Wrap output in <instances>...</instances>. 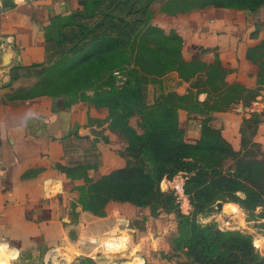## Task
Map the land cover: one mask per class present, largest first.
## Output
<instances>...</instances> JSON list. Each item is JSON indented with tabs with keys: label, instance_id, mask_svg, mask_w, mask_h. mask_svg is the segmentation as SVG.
Segmentation results:
<instances>
[{
	"label": "crops",
	"instance_id": "1",
	"mask_svg": "<svg viewBox=\"0 0 264 264\" xmlns=\"http://www.w3.org/2000/svg\"><path fill=\"white\" fill-rule=\"evenodd\" d=\"M84 1L0 0V92L11 87L8 95H0L1 264L28 250L47 251V260L67 264L57 247L80 244L84 248L77 250L87 254L96 247L102 250L104 238L122 235L127 238L125 251L134 248L137 254L131 256V264H162L159 251L170 249V232L154 227V216L146 206L109 201L105 214H95L75 203L69 190L71 177L64 166L123 162L121 153L128 139L117 128L91 123L94 108L79 96L13 94L31 84L14 85L21 71L34 72L54 59L47 36L53 21L83 11ZM147 8L153 12L154 24L178 34L186 58L205 66L219 65L224 85L243 87L227 105L231 108L227 113L233 114L236 123L257 118L253 139L264 153V2L247 7L208 0H150ZM97 12L96 8L87 20L96 18ZM205 78V71L184 77L177 69L167 70L145 84V97L148 85L153 87L150 100H145L152 103L161 93L191 90L204 102L210 98ZM235 106L239 110L233 111ZM178 113L188 136L197 137L202 114L197 110ZM221 132L238 144V129L229 134L222 128ZM134 217L140 225L133 222ZM125 245L111 239L109 247ZM125 256L116 263L127 264Z\"/></svg>",
	"mask_w": 264,
	"mask_h": 264
},
{
	"label": "trees",
	"instance_id": "2",
	"mask_svg": "<svg viewBox=\"0 0 264 264\" xmlns=\"http://www.w3.org/2000/svg\"><path fill=\"white\" fill-rule=\"evenodd\" d=\"M208 1L247 7L264 2ZM144 2L149 5L150 0H85L83 11L61 17L49 27L47 36L51 39L50 44L55 36L52 32L62 34L63 25H68L71 30L75 28L79 35L77 42L82 46L71 56L59 54L53 57L51 62L39 68L40 78H47L52 84L57 78L68 77L67 69L80 63L81 70L92 74L90 81H99L97 87L100 92L94 100L102 95L99 101L107 100L121 112L119 125L115 128L128 139L126 148L136 152L134 163L127 162L105 171L100 170V164L79 162L64 166L71 177L69 190L75 203L100 215L106 213L109 201L148 205L154 214L158 205L176 202L172 190L160 188L159 178L164 172L172 176L182 170L186 177L184 190L198 211L226 196L247 210L264 204V157L252 158L246 150L238 153L221 130L205 118L200 122L198 136H188L186 128L179 122L178 109L184 107L182 104H166L164 101L161 107H156L165 96L175 95L181 99L186 97V93L168 91L159 94L152 103L144 101L145 84L157 80L170 69H177L184 77L205 71L207 78L203 82L209 85L210 96L217 83L220 87L224 85L222 68L217 64L205 66L201 61L184 58L181 38L175 32H167L154 24L153 12L150 8L144 9ZM96 8L98 16L87 20ZM115 69L119 73L124 70L121 81L113 72ZM60 93L77 96L69 90ZM135 102L145 114L136 124L127 118V108ZM200 103L202 101L195 98L193 106L185 108L188 112L196 111ZM256 121L257 118L253 117V128ZM257 149L260 151L259 146ZM225 158H232L233 165L224 168L222 160ZM144 160L152 163V171L143 167ZM90 170L97 177L91 179ZM81 177L84 182H81ZM237 191L243 195H238ZM259 214L264 217V207ZM179 217L180 228L184 230L174 236L173 249L184 253L186 259L168 264H264V256L255 252L249 234L234 229L222 230L215 221L198 223L181 212Z\"/></svg>",
	"mask_w": 264,
	"mask_h": 264
},
{
	"label": "rangeland",
	"instance_id": "3",
	"mask_svg": "<svg viewBox=\"0 0 264 264\" xmlns=\"http://www.w3.org/2000/svg\"><path fill=\"white\" fill-rule=\"evenodd\" d=\"M63 29L64 30L62 34H60L59 32H52V36H56L57 34V38L55 36L52 37L53 41L49 46L51 58L57 57L59 54H66V56H71L75 54V52L82 46L77 42L79 35L77 32H75V28L71 30V27H69L68 25H63ZM183 57L186 58L184 54ZM87 66L89 65L87 64ZM38 70L39 69H36L34 72L21 71L19 77L14 79V85L25 84L26 86L30 83L31 84L26 88L27 90H22L13 94L32 96L47 92H63L64 90H69L71 93L80 96L94 108V115H92L91 117V123H93L96 127H103V125H106L110 128H115L119 125L118 116L119 114H121V112L118 111L113 105H110L107 100L104 102L99 101L102 95H100L97 100H94L100 92L97 87L99 81H90L92 79V74L86 73V70H81L80 63L74 64L67 69L68 77L57 78L54 82H52V84L50 80H47V78H44L42 80L41 73H39ZM113 72L117 75L118 81H121L123 79L124 70L119 73L118 70L115 69ZM37 73L38 75L36 76ZM239 85L237 83H231L228 86L221 85L220 87L219 83H217L216 86L213 87V91H211L210 99L200 103L196 110L202 114V118H205L211 125L218 127L220 130L224 128L227 132H229V134H231L232 132H236V130L238 129V144L236 145L233 142L231 143V141L228 139L232 147L235 150L239 151L238 153L241 154L243 150H246L247 155H250V157L252 158L264 157V153L258 151V144L253 139V118H243L241 122L236 123L233 119V114L227 113V110L231 109L229 107L227 108V105H229V103L227 102L236 92L241 91L242 87H239ZM152 89V85H148L146 97L144 96L145 102L146 100H150V98L148 97L151 96L153 92ZM223 89L226 90L224 91ZM10 91L11 87L9 88L6 86L4 87L2 92H0V95H8V92ZM90 97L93 100H91ZM164 101L166 104H182L184 107H180L178 110L183 111L186 110L185 107L193 106L192 102L195 101V95L193 91L190 90V92L186 93V97L181 99H179L175 95L170 97L168 96V98L165 96L164 100L158 101L156 107H161ZM239 108L240 106H235L233 108V111H237L239 110ZM127 114V118L129 119V121L134 124L139 121L140 116L142 117L145 115L144 111H141L138 108V104H136V102L129 105V107L127 108ZM121 155L123 158V162L121 164L101 165L102 167L100 170L105 171L113 166L124 165L127 162L134 163L136 152L131 148H126L122 151ZM222 161L223 163L225 162L224 168L227 165H233L232 158H225ZM142 165L148 171L153 170L152 163L147 160H144L142 162ZM89 175L91 179L97 177L93 170L89 171ZM185 178V172L182 170L177 171L172 176H170L167 172H164L158 180V185L162 190H172V192L176 196L175 204L167 206L158 205L157 208L153 211L154 214H152L151 207H149L148 205H144L147 207L149 213L154 216V227L156 229H168V231L170 232L168 235L170 236L168 237V241L170 242V249H168V251H159L158 255L162 258V264L175 263L177 261L186 259L184 253L173 249L174 236L184 230L183 228H180L181 224H179L180 212L188 214L191 218H194L196 222L202 224L212 221H215L216 224H219V222L223 220V218H230L231 213L233 217L232 219H230V221L234 224V230L244 234H249L251 236V244L255 252H257L259 255L264 256V217L259 214V212L263 209L264 204H258L253 209L247 210L243 208L237 201L226 196L224 198L217 199L214 203L209 204L204 209L198 211L191 204L189 194L184 190ZM80 180L81 182H84L83 177H81ZM262 181L264 182V178ZM178 184H180V188L178 187ZM236 193L240 196L243 195L241 191H237ZM218 202H222V204H224V209H222V205L221 207L217 206ZM137 213L139 214L140 212L137 211ZM155 221H157V223ZM133 222L137 225L141 224L139 223V221H137L136 217H134ZM72 235L74 236V234ZM104 239L105 240L101 242V244L103 245L102 250H99L96 247L87 254H83L79 249L77 250V248H84V246L82 247V245L80 244L69 246L71 247L69 249H65L64 247L57 248L59 254H61V257L67 260V264H120L116 262L122 254H126L125 258L127 259V264H131V261H129L130 259H132L131 256L137 254L134 248H131L130 252L125 251L128 247L126 242L127 238L125 235H122L120 237L111 236ZM111 239H114L116 241H124L126 245L123 247L119 246L116 248H110L109 245ZM47 258V251L43 252L40 250L39 252H37L36 250H28L22 252L21 255L13 258L9 256L3 262H6L4 264H54V262L47 260ZM59 262L60 263L58 264H64L63 261Z\"/></svg>",
	"mask_w": 264,
	"mask_h": 264
},
{
	"label": "built area",
	"instance_id": "4",
	"mask_svg": "<svg viewBox=\"0 0 264 264\" xmlns=\"http://www.w3.org/2000/svg\"><path fill=\"white\" fill-rule=\"evenodd\" d=\"M233 215L230 213V218H223V220H221L219 222V224H217V226L222 229V230H226V229H234V224L231 223L230 219H232Z\"/></svg>",
	"mask_w": 264,
	"mask_h": 264
},
{
	"label": "water",
	"instance_id": "5",
	"mask_svg": "<svg viewBox=\"0 0 264 264\" xmlns=\"http://www.w3.org/2000/svg\"><path fill=\"white\" fill-rule=\"evenodd\" d=\"M221 205H222V202H218V205L217 206L221 207Z\"/></svg>",
	"mask_w": 264,
	"mask_h": 264
},
{
	"label": "bare ground",
	"instance_id": "6",
	"mask_svg": "<svg viewBox=\"0 0 264 264\" xmlns=\"http://www.w3.org/2000/svg\"><path fill=\"white\" fill-rule=\"evenodd\" d=\"M222 206H223V204H222Z\"/></svg>",
	"mask_w": 264,
	"mask_h": 264
}]
</instances>
